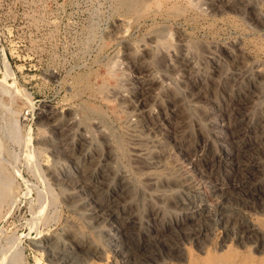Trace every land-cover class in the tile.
Here are the masks:
<instances>
[{
    "label": "bare ground",
    "instance_id": "obj_1",
    "mask_svg": "<svg viewBox=\"0 0 264 264\" xmlns=\"http://www.w3.org/2000/svg\"><path fill=\"white\" fill-rule=\"evenodd\" d=\"M182 1H120L117 8L122 18L117 22L119 25H115L113 38H123L129 25H136L140 20L147 21L154 17L156 19V16L162 14L167 19L165 21L176 20L186 16L193 6L198 5L206 8L203 12L204 14L206 12L207 17L219 18L226 14H236L237 18L247 20L245 22L249 23L248 20H251L253 25H260L264 21L261 3L257 0H198V2L190 0L192 3L188 1L186 5ZM156 22L158 24V21ZM176 25L178 27V24ZM160 27L156 29V35L152 33L150 40L140 44L139 47L134 43V45L125 44V64L127 66L125 69H130V72L134 69L136 75L134 74L133 79L125 77L123 87L117 92L111 91H115L114 95L121 101L118 103L119 109H131L139 118V122L135 124L126 122L127 118L125 122L130 132L132 157L143 159L145 162V164L142 163L145 170L140 168L137 173L140 174L143 170L148 174V180L144 179L148 181L147 186L150 188L144 187L146 189L143 190V194L137 195L135 190L137 182L135 181L134 184L130 173L125 172L126 168L123 171L116 168L115 148L113 150L110 148L116 154L115 157L111 154V156L100 158L99 154L100 157L94 155L97 147L95 153L92 152L94 147L91 146V148L90 145L85 147L84 145L93 140V138L90 139V134L93 132L89 134L79 129V126L76 127L78 118H75L73 114L74 118L70 117L61 122L64 134L60 132L63 136L59 141L57 140L58 142L56 141L58 144L55 145L54 142L53 146L50 144L49 146L55 149L53 150L55 155L61 157V161L65 164L68 162L65 157L71 154L69 152L74 154L77 153V148L81 149L78 151V156L75 155L77 166L73 165L74 167L70 168L71 166L66 165L67 167L60 170L54 167V173L49 174L60 182L63 194L66 195L65 202L68 208L77 211L87 226L93 231L96 230L98 237L104 238L106 243L110 244L112 252L118 255L119 261L116 264H167L168 261H176L178 264L182 262L185 264H264L263 234H261L262 242L256 243L257 251L263 252L260 258L243 257L237 246L233 247L239 251L229 246V243H234V240L235 245L244 246L246 241L254 237L253 235H256L263 225H260L254 216L255 213L244 212L245 210L243 211L240 207L241 204L236 203V205L232 201L239 198L250 200V202L257 200L259 198L257 194L259 186L257 185L264 179V65L253 62L251 57H249L250 60L248 56L246 57L247 54L245 55L243 47L241 48L243 42L241 45L240 43L233 44L234 42L232 43L230 39L232 45L229 44V47L222 48L223 50L213 45L199 46L198 43V45L194 44L184 36L185 33H182L184 29L175 31L177 46L171 44L169 46L164 43L165 40L162 41L167 32L164 28L167 27L164 26L163 29ZM170 37L168 35L167 38ZM221 50L225 59L230 63L222 59L223 55L220 56L218 53ZM200 58L203 59L204 64L200 63ZM120 68H122L121 65ZM181 87L184 89L182 90ZM179 90L184 92L181 93ZM188 105L194 113L189 112ZM259 110L262 114H260V119L256 115ZM97 121L94 120L93 123ZM100 121L95 123L96 133L97 135L100 133L103 137H100L102 141L105 140L108 145H111L113 142L111 133L107 132L105 128L107 125L103 124V120ZM88 122L92 123L91 120ZM140 127L144 130V135L138 134ZM192 136H194L193 142L189 139ZM170 137L174 139V145L169 144ZM175 146L178 149H175ZM177 154L181 156L180 163L176 158ZM103 155L106 154L103 153ZM172 158L176 159L174 161L177 164H172V161L170 167L167 161ZM83 162L88 163V167L84 168ZM140 162L138 163L142 165ZM185 163L194 166L202 163L207 173L210 170L209 175L217 173L218 177L199 183L183 169V166L185 168L187 166ZM233 173H236V176ZM57 185L59 186V183ZM13 187L14 182L6 180L1 173L0 188L9 191ZM112 222L116 223L117 229L110 227ZM217 227L225 230L223 234H226V238H222L224 241L220 247L222 253H219V250L217 252L207 249L208 244L212 243L208 233ZM161 237L173 242L171 249L175 251L176 257L163 255L159 248L157 250L155 248L156 251L152 250L163 240H160ZM82 239L84 241L76 240L75 244L71 243L70 238L71 242L62 245L59 243L53 245L48 242V248L50 252L59 251L63 264H73V259H76L77 255L84 253L88 255L92 247L96 246L95 242L86 238ZM188 241L196 242L197 251L204 254V257H186L184 246ZM144 252L151 255L150 258L147 256L149 260H142L141 255H145ZM101 261L105 263L107 260Z\"/></svg>",
    "mask_w": 264,
    "mask_h": 264
},
{
    "label": "rangeland",
    "instance_id": "obj_2",
    "mask_svg": "<svg viewBox=\"0 0 264 264\" xmlns=\"http://www.w3.org/2000/svg\"><path fill=\"white\" fill-rule=\"evenodd\" d=\"M120 1L122 0H0V174L2 173L6 180L14 182V187L9 191L6 188V190L0 188V191L5 192H0V264H63L59 251L52 250L50 252L48 242L53 245L55 243L62 245L72 240L71 243L75 244L76 240L84 241L82 238L95 242L96 246L92 247L93 251L90 250L88 255L85 253V255H77V258L73 259V264H116L119 261L118 255L114 251L112 252L113 249L110 244L106 243L104 238L98 237L96 230L93 231L87 226L77 211L68 208L65 202L66 195L63 194L61 184L52 176L54 167L60 170L66 165L71 166L70 168L77 166L76 158L81 149L77 148V153L74 154L69 152L71 154H67L65 157L68 160L65 164L61 161V157L55 155V149H51L49 144L52 146L54 142L55 145L58 144L57 142L63 136L60 133L64 134L61 129L63 124L61 122L76 116L75 118H78L76 119L78 123L76 127L79 126V129L85 130L89 134L93 132L90 134V139L93 138V140L84 145L85 147H89V145L94 147H91L94 153L97 147L94 155L101 156L100 158L111 156V154L115 157L117 154L116 159L120 166L114 160L116 168L121 171L126 168L125 172L130 173L134 184L135 181L137 182L135 184L137 195H142L143 190L149 187L147 186L148 181L146 182L148 174L142 170H145L143 168L144 160L132 157L133 152L130 150L132 149V142H129L131 141L130 132H128L126 123L135 124L139 122V118L131 109H119L118 103L121 101L114 95L119 88L123 87V81L126 78L133 79L136 75L134 69H131V72L130 69H125V48L128 45L126 43H134L135 46L139 47L140 44L150 40L152 33L156 35L158 27L162 26L160 28L163 29L166 26L167 28L164 29L168 33H165L162 41L165 40L164 43L167 45L177 46L178 40L175 31L184 29L182 31L183 34L185 33L184 36L194 44L198 43L199 46L202 44L205 47L213 45L217 49H222L229 47V44L231 46V41L234 42L233 44L240 43L239 45L243 42L241 48L243 47L245 55L247 54L246 57L248 56L249 60L252 58L251 60L255 63L264 65V21L262 22L263 25L260 24L262 25L260 26L253 25L251 20H248L249 23L245 22L247 20L237 18L236 14H226L224 17L219 16V18L209 15L207 17L206 12L205 14L203 12V9L206 8L203 5H198L193 6L192 10L190 9L189 14L184 16L185 19L181 17L176 20L165 21L167 19L162 14L156 16V19L155 17L147 21L143 19L136 25L130 24L126 30L128 33L125 31L123 38L115 39L116 37L113 38L112 34L116 29L115 25L118 26L117 22L122 18L117 8ZM188 1L193 0H183L182 2L186 5ZM195 1L198 2V0ZM257 1L261 3V13L264 16V0ZM168 35L172 38H167ZM222 50L218 52L220 56L223 53ZM222 55V59L230 63L229 60L225 59V55ZM115 59L120 62H115ZM200 63H205L202 58H200ZM161 66H163L162 63ZM119 79L121 80L119 81ZM113 90L116 92H111ZM182 90L179 91L183 93ZM217 93L219 94V92ZM117 104L118 106H116ZM190 107L188 105L189 112L194 113ZM124 111L129 112L124 113ZM260 114L259 110L256 114L259 119L262 115ZM93 119L98 120L97 122L102 119L103 124L107 125L105 128L108 133H111L112 144H114H109L112 146L108 145L107 141H102L103 137L100 133L97 135L95 128L97 122L93 123ZM90 120L92 123L88 122ZM94 124L95 126H93ZM140 129L138 134L144 135V130ZM189 139H192L191 142H193L194 136L189 137ZM168 140H170L169 144L174 145L172 137ZM100 142L106 144L101 145ZM110 148L112 150L115 148L116 154ZM99 149L102 155L98 152ZM175 149L178 147L175 146ZM103 153L106 155L104 156ZM177 156L176 158L180 163L181 156ZM174 158L167 161L168 166L171 167L175 163L174 160L176 159ZM70 159L74 160L71 161ZM136 159L138 162L141 161V164L144 162V164L140 165ZM185 164L187 166L186 168L183 166V169L188 171L199 183L218 177L217 173L209 175L210 170L207 173L202 163H198L197 166ZM88 165V163L83 162L84 168ZM138 166L140 167L138 168ZM51 167L52 170H50ZM140 168H142V173L139 174L137 172ZM200 168L202 169L200 170ZM233 174L236 176V173ZM261 183L257 185L259 186L257 187L258 201L252 200L251 203L250 200L239 198L233 199L232 202L233 204H241L240 207L243 211L245 210L244 212L255 213L254 216L260 225L263 224L261 229L264 231V208H262L264 207V197H262L264 179ZM144 187L146 188L144 189ZM115 224L112 222L110 227L117 229ZM261 229L258 231L259 234L253 235L255 238L250 237L251 241L247 240L244 246L235 245V240L234 243H229V246L237 251L240 249L239 253L243 257L260 258L263 252L257 251L256 243H261L263 240L264 232ZM119 231L122 233L121 229ZM223 233L225 230L219 227L208 233L212 243L208 244L207 249L217 252L219 250V253H222L220 251L224 241L222 238H226V234ZM160 240H162L160 241L161 244L154 246L152 250L156 251L159 248L163 255L176 257L175 251L171 249L173 242L164 237H161ZM196 245V242L188 241L184 246V255L186 257H204V254L197 251ZM233 246H237L239 249ZM252 247L253 249H251ZM144 253L145 255L140 254L143 259L141 256L140 258L143 261L149 260L151 255ZM94 254L95 257H93ZM104 255L107 259L104 258ZM108 255L110 256L108 257ZM103 259L107 261L103 263L101 261ZM167 264H178V262L168 261ZM182 264L185 263L182 262Z\"/></svg>",
    "mask_w": 264,
    "mask_h": 264
}]
</instances>
